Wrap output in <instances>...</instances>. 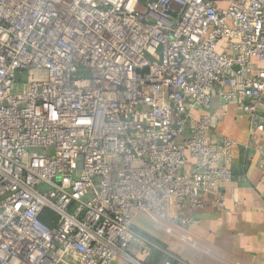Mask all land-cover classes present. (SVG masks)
I'll return each instance as SVG.
<instances>
[{
    "label": "built area",
    "instance_id": "obj_1",
    "mask_svg": "<svg viewBox=\"0 0 264 264\" xmlns=\"http://www.w3.org/2000/svg\"><path fill=\"white\" fill-rule=\"evenodd\" d=\"M220 101L264 132V0H0V264H187L134 219L224 204Z\"/></svg>",
    "mask_w": 264,
    "mask_h": 264
},
{
    "label": "crops",
    "instance_id": "obj_2",
    "mask_svg": "<svg viewBox=\"0 0 264 264\" xmlns=\"http://www.w3.org/2000/svg\"><path fill=\"white\" fill-rule=\"evenodd\" d=\"M220 104L218 114L212 117L211 137L214 143L224 136L236 140L229 164L231 179L221 187L225 202L216 205L210 195L204 194L203 206L180 211V216L190 218L184 226L188 234L185 238L193 246L203 249L209 261L264 264V167L260 165V159L264 157V132H250L247 118L238 116L239 105L234 101H220ZM137 218H147L156 223L144 213ZM129 251L139 257L138 239L130 243ZM161 257V251L153 249L151 255L143 260L146 264H159ZM113 264L130 263L118 257Z\"/></svg>",
    "mask_w": 264,
    "mask_h": 264
},
{
    "label": "rangeland",
    "instance_id": "obj_3",
    "mask_svg": "<svg viewBox=\"0 0 264 264\" xmlns=\"http://www.w3.org/2000/svg\"><path fill=\"white\" fill-rule=\"evenodd\" d=\"M136 218V217H135ZM134 219L135 233L139 236H146L156 245H168L172 251L178 253L187 264H219L218 261H209L210 258L203 249L198 248L196 245L193 246V243L190 240L182 237L179 234L187 237V232L184 226L179 223H172L169 220L162 219V223L166 226H169L174 229L175 232L171 233L159 227L156 223H153L152 220L142 218ZM159 252V251H158ZM221 264V263H220ZM224 264V263H223Z\"/></svg>",
    "mask_w": 264,
    "mask_h": 264
},
{
    "label": "trees",
    "instance_id": "obj_4",
    "mask_svg": "<svg viewBox=\"0 0 264 264\" xmlns=\"http://www.w3.org/2000/svg\"><path fill=\"white\" fill-rule=\"evenodd\" d=\"M48 213V211L45 209L44 211H43V213L41 214V218H42V220H44L45 222H48V218H49V215L47 214ZM47 214V215H46ZM50 214V213H49Z\"/></svg>",
    "mask_w": 264,
    "mask_h": 264
}]
</instances>
